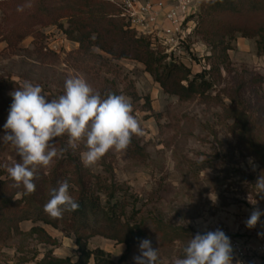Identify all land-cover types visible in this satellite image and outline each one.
Masks as SVG:
<instances>
[{
  "label": "rangeland",
  "instance_id": "1",
  "mask_svg": "<svg viewBox=\"0 0 264 264\" xmlns=\"http://www.w3.org/2000/svg\"><path fill=\"white\" fill-rule=\"evenodd\" d=\"M208 2L198 0L179 27L161 20L160 39L146 36L166 56L165 62L181 63L211 83L203 96L184 102L165 94L142 64L115 59L96 48L80 50L64 34L67 21L55 22L59 0H0V181L11 180L7 190L14 181L4 165L18 160L14 148L2 142L12 103L9 93L31 81L52 99L63 94L67 78L83 76L102 97H129L144 134L133 136L127 151H109L90 167L81 162L82 144L65 154L77 157L90 174L118 186L125 219L132 216V224L143 225L153 248H159L160 264L173 255L182 257V247L197 232L220 229L230 241L241 239L253 250L264 243V235H258L264 233V215L255 228L245 223L254 207L264 212V194L259 195L255 186L264 176V55L258 54L255 39L235 33L225 39L230 48L227 62H218L212 47L195 31ZM18 6L23 11H17ZM234 20L225 25L240 24L249 31L264 24L245 15ZM56 143L58 148L66 146L67 137ZM56 160L37 174L47 176ZM248 197L257 204H250ZM155 220L180 229L182 236L162 241ZM33 226L43 228L51 241L40 242L30 234ZM18 228L17 235L0 230V264H36L47 254L77 259L76 233L63 224L24 221ZM79 236L87 249L103 250L114 262L126 250L100 236ZM139 254V244L131 246L127 264H135L133 257ZM236 261L233 254V264ZM240 262L264 264V255L255 251Z\"/></svg>",
  "mask_w": 264,
  "mask_h": 264
},
{
  "label": "trees",
  "instance_id": "2",
  "mask_svg": "<svg viewBox=\"0 0 264 264\" xmlns=\"http://www.w3.org/2000/svg\"><path fill=\"white\" fill-rule=\"evenodd\" d=\"M206 5L204 18L200 17L195 31L212 47L218 62H227L230 48L225 39L232 38L235 33L255 39L258 54L264 55V24L258 23L249 31L243 30L240 24L225 25V22L236 21L234 19L244 15L250 19L264 20V0H209ZM54 10L55 22L67 21L68 27L64 34L68 40L78 43L80 50L96 48L115 59L142 64L165 94L187 102L203 96L211 89V83L201 74L192 75L181 63L165 62L166 56L153 48L148 37L128 28L120 17L119 7L107 0H59V6ZM133 153L137 152L133 150ZM37 175L38 179L34 181L36 191L31 195H25L22 188L13 185L11 190H7L11 181L9 179L0 181V230L17 235L20 233L18 226L24 221L54 227L61 223L64 229L76 233L78 256L72 261L47 254L36 264H89L90 260L94 264H127L131 246L147 239V232L142 229L141 223L132 224V216L125 219L126 206L117 195L118 186L108 183L104 177L90 174L73 154H64L57 159L47 176ZM65 179L70 184V195L79 203V209L65 212L62 218H50L43 210L44 205L50 199V190ZM15 210L18 216H13ZM152 223L162 232V241L171 242L182 236L178 228L165 226L158 220ZM80 233H87V238L100 236L115 241L125 245L126 250L114 262L103 250L87 249ZM30 234L37 235L40 242L51 241L50 236L39 226H33Z\"/></svg>",
  "mask_w": 264,
  "mask_h": 264
},
{
  "label": "clouds",
  "instance_id": "3",
  "mask_svg": "<svg viewBox=\"0 0 264 264\" xmlns=\"http://www.w3.org/2000/svg\"><path fill=\"white\" fill-rule=\"evenodd\" d=\"M17 11H23V6H18ZM9 95L12 103L3 125L2 142L14 148L18 160L4 167L13 186L23 188L25 195L35 193L38 171L48 168L69 149L75 151L82 144L81 162L90 167L109 151H127L133 136L144 134L129 97L114 93L102 97L83 76L67 78L63 94L56 98L50 99L40 84L31 81H24ZM65 136L66 146L58 148V138ZM58 185L50 190V199L43 209L54 219L79 209V203L69 193L68 180L59 181ZM255 186L259 195L264 194V176ZM248 202L257 204L250 197ZM262 215L264 212L254 207L246 227L255 228ZM139 252L133 257L135 264H160L159 248H153L149 239L140 241ZM182 254L173 255L166 264H233L230 238L220 229L197 232L182 247Z\"/></svg>",
  "mask_w": 264,
  "mask_h": 264
},
{
  "label": "built area",
  "instance_id": "4",
  "mask_svg": "<svg viewBox=\"0 0 264 264\" xmlns=\"http://www.w3.org/2000/svg\"><path fill=\"white\" fill-rule=\"evenodd\" d=\"M120 9L128 28L138 35L156 36L160 39L162 34V21L171 26L179 27L191 13L198 0H107ZM162 20V21H161ZM153 40V38H152ZM233 254L239 261H243L252 252L264 255V243L256 250L251 249L245 241L232 239Z\"/></svg>",
  "mask_w": 264,
  "mask_h": 264
}]
</instances>
